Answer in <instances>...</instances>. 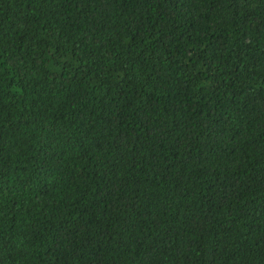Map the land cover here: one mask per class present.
I'll return each mask as SVG.
<instances>
[{"label":"trees","instance_id":"1","mask_svg":"<svg viewBox=\"0 0 264 264\" xmlns=\"http://www.w3.org/2000/svg\"><path fill=\"white\" fill-rule=\"evenodd\" d=\"M0 264H264V0H0Z\"/></svg>","mask_w":264,"mask_h":264}]
</instances>
